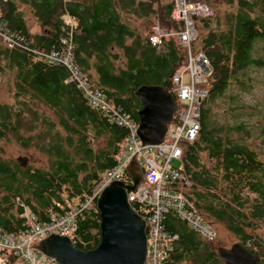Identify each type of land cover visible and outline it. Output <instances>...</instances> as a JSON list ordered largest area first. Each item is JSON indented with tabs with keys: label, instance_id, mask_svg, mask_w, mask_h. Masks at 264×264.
I'll use <instances>...</instances> for the list:
<instances>
[{
	"label": "trees",
	"instance_id": "obj_1",
	"mask_svg": "<svg viewBox=\"0 0 264 264\" xmlns=\"http://www.w3.org/2000/svg\"><path fill=\"white\" fill-rule=\"evenodd\" d=\"M156 1L0 0V22L5 31L22 36L30 48L61 50L65 14L72 29V63L91 88L102 91L112 106L137 120L141 103L136 88L159 84L175 101L171 77L185 60L176 37L152 45L150 29L141 30L128 19L150 18L156 14ZM226 1L232 9L222 14L217 10L192 17L197 35L191 48L208 58L212 71L204 84L207 95L199 104L198 130L194 139L182 142L179 167L189 181L185 195L202 218L223 225L264 263V246L253 233L264 226V161L255 148L257 139L264 145V125L257 136L253 126L227 122L224 112L213 113L214 104L226 97L231 86L246 90L249 70L264 67V0ZM171 5L172 1L160 5L159 18L165 20ZM25 10L38 31L28 28ZM157 22L172 29L179 25ZM0 73L9 74L13 87V101L0 103V140L10 137L47 158V166L41 168L0 156V232L14 233L24 228L16 197L40 222L48 219L49 212L66 211L65 200L78 202L100 173L114 165L127 133L86 104L75 83L64 81L67 71L60 64L0 42ZM163 221L165 230L177 234L167 264H224L214 241H207L171 213ZM98 222L96 211L77 216L70 238L74 246L94 247Z\"/></svg>",
	"mask_w": 264,
	"mask_h": 264
},
{
	"label": "built area",
	"instance_id": "obj_2",
	"mask_svg": "<svg viewBox=\"0 0 264 264\" xmlns=\"http://www.w3.org/2000/svg\"><path fill=\"white\" fill-rule=\"evenodd\" d=\"M211 14L210 7L203 1L172 0L167 18L170 22H179L177 28L161 27L157 21L151 26L148 38L153 45L159 46L162 40L173 36L177 38L185 53L184 63L171 77L176 109L167 124L162 141L153 145H140L135 133L137 120L112 106L102 91L91 88L87 77L72 63V29L67 16L63 15L67 30L60 38L64 47L59 51L30 48L22 36L5 31L3 23L0 22L2 44L28 50L44 61L65 65L67 75L64 81L75 83L89 107L100 111L108 122L122 126L127 133L124 147L114 165L100 173L89 192L80 194L78 202H67L66 211L60 214L49 212L48 219L40 222L16 197L15 201L21 208L20 216L24 228L14 233L0 232V264H58L31 245L51 233L70 236L75 229L77 216L88 210L97 212L95 199L107 183L113 180L131 183L124 167L133 153L132 159L137 160L141 170V181L132 191L126 192V197L145 222V264H167L168 252L177 238L176 232H169L164 228L163 218L167 213L184 221L188 228L199 233L207 241L216 240L217 231L214 226L202 218L192 201L185 195L183 189L189 185L188 178L180 170L179 164L171 163L173 159L180 161L182 142L191 141L196 135L199 104L207 95L204 84L212 71L208 58L202 52L191 48V42L197 35L192 17ZM10 258L13 259L11 263Z\"/></svg>",
	"mask_w": 264,
	"mask_h": 264
},
{
	"label": "water",
	"instance_id": "obj_3",
	"mask_svg": "<svg viewBox=\"0 0 264 264\" xmlns=\"http://www.w3.org/2000/svg\"><path fill=\"white\" fill-rule=\"evenodd\" d=\"M135 93L141 103L135 130L140 145L158 144L176 109L174 98L159 84H141ZM132 155L124 167L131 183L110 181L95 199L99 236L94 247L80 249L68 237L54 233L34 242L31 247L58 264H145V222L126 197V192L132 191L141 181V170ZM16 160L21 166L26 165V157L18 156ZM215 250L224 264H264L239 242H233L229 247L218 245Z\"/></svg>",
	"mask_w": 264,
	"mask_h": 264
},
{
	"label": "rangeland",
	"instance_id": "obj_4",
	"mask_svg": "<svg viewBox=\"0 0 264 264\" xmlns=\"http://www.w3.org/2000/svg\"><path fill=\"white\" fill-rule=\"evenodd\" d=\"M171 1L172 0L156 1L153 4L154 8L157 10L156 14L150 15V18L132 16L128 19L133 25L137 26L141 30H144L145 28L151 30V26L156 21H161L162 24L168 25L169 22L167 16L165 20L159 18V7L160 5L167 4ZM204 1L212 11L211 15H213L217 10H219L221 12L220 14H222V12L232 9L226 0H203V2ZM24 17L26 19L32 18L27 10H25ZM249 75V86L246 88V90H241L237 85L231 86L225 94L226 97L223 100L220 98L216 101L214 104L213 113L219 114L224 112V120L230 123L243 121L247 125L253 126V131L257 136H259L260 128L264 125V67L251 68L249 70ZM12 94L13 87L11 77L7 73H0V103L12 102ZM228 95H231L232 98L228 99ZM230 104L232 107L229 110L226 109L227 111H223V108H227V105ZM242 104H245L249 107H241ZM38 106L40 107L39 104ZM257 142V146H259L255 147L257 156L259 159L264 161V145L259 143V139H257ZM0 156L4 159L13 160H16L18 156H24L26 157V165L41 168L47 166V158L43 153L38 151L35 147L22 146L10 137L0 140ZM171 163L177 165L179 164V160L173 159ZM67 202L71 203V201L65 200V204ZM71 204H74V202ZM212 225L217 231V238L213 244H216V246L222 245L229 247L233 242H237V238L223 225L215 223H212ZM253 233L264 246V226H259ZM18 264L21 263L18 262Z\"/></svg>",
	"mask_w": 264,
	"mask_h": 264
},
{
	"label": "crops",
	"instance_id": "obj_5",
	"mask_svg": "<svg viewBox=\"0 0 264 264\" xmlns=\"http://www.w3.org/2000/svg\"><path fill=\"white\" fill-rule=\"evenodd\" d=\"M26 23H27L28 28L30 29L31 32H36L39 30V27H38L35 19H33V18L26 19Z\"/></svg>",
	"mask_w": 264,
	"mask_h": 264
},
{
	"label": "bare ground",
	"instance_id": "obj_6",
	"mask_svg": "<svg viewBox=\"0 0 264 264\" xmlns=\"http://www.w3.org/2000/svg\"><path fill=\"white\" fill-rule=\"evenodd\" d=\"M65 15V14H64ZM66 16V15H65ZM63 17V19H64V16H62ZM149 39V38H148ZM151 43V42H150ZM152 44V43H151ZM153 45V44H152ZM51 51H59V50H51ZM47 62V61H46ZM48 63H50V62H48ZM52 64H54V63H52ZM60 65H62L65 69H66V66L65 65H63V64H60ZM17 161V160H16ZM54 234H56V233H54ZM73 234V233H72ZM72 234L70 235V236H66V235H60V236H66V237H68L69 239L71 238V236H72ZM57 235H59V234H57ZM71 241V240H70ZM73 244V243H72ZM74 245V244H73ZM81 249V248H80ZM84 250V249H83Z\"/></svg>",
	"mask_w": 264,
	"mask_h": 264
}]
</instances>
